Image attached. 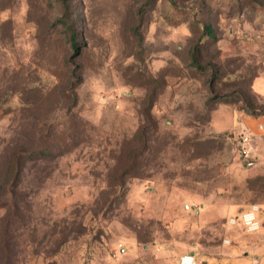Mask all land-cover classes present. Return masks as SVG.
Here are the masks:
<instances>
[{
  "label": "rangeland",
  "instance_id": "rangeland-1",
  "mask_svg": "<svg viewBox=\"0 0 264 264\" xmlns=\"http://www.w3.org/2000/svg\"><path fill=\"white\" fill-rule=\"evenodd\" d=\"M256 78L264 0H0V264H252L255 235L227 225L240 121L212 114L239 92L264 110Z\"/></svg>",
  "mask_w": 264,
  "mask_h": 264
},
{
  "label": "crops",
  "instance_id": "crops-1",
  "mask_svg": "<svg viewBox=\"0 0 264 264\" xmlns=\"http://www.w3.org/2000/svg\"><path fill=\"white\" fill-rule=\"evenodd\" d=\"M252 89L255 94L261 96L264 98V78H256L253 82ZM223 107L229 109V112L231 111L234 116L237 117L240 121L241 128L235 130L236 134L241 135L242 131H246L249 135H251V141L249 143L250 150L246 153H243L244 156L242 157L241 161L239 163H235V172H237V177L235 178V183L240 184V186H244L245 182L249 185L246 199L240 203H232V206L235 208H239L238 213H240L243 210H246L252 203H258L263 205L264 204V197L263 198H257V194L254 193L250 189V183L254 179L258 177H264V115L261 116H253L245 113L243 110L239 109H233L229 105H221L219 108L213 110L212 114V127L215 132L222 133L227 130H215V121H216V114L217 112ZM238 157L235 158L237 160ZM236 162V161H235ZM246 193V192H245ZM234 214V215H236ZM260 220L262 221L264 225V212L260 215ZM235 229H242L240 226L233 227ZM254 234V240L255 244H252L251 246L244 247L242 251H240L237 256L244 255H250V251L257 253L256 258L252 259V264H264V227L261 231L257 233H251ZM230 240V239H228ZM233 240V238H232ZM226 245H231L226 244ZM236 243L233 240V244L230 248H235L234 246ZM230 248H226L223 255H227ZM238 250H240V247H238ZM195 256V255H194ZM196 258V257H195ZM205 262H202V264ZM206 264V263H205Z\"/></svg>",
  "mask_w": 264,
  "mask_h": 264
},
{
  "label": "trees",
  "instance_id": "trees-1",
  "mask_svg": "<svg viewBox=\"0 0 264 264\" xmlns=\"http://www.w3.org/2000/svg\"><path fill=\"white\" fill-rule=\"evenodd\" d=\"M212 32L211 30H209V33ZM70 41L72 44V47L77 50L76 45L77 43V37H76V33L73 31L72 35L70 36ZM202 50V39L199 40V42L196 44L193 53H192V62L197 65L198 61L201 58L200 52ZM203 68V67H202ZM205 70H208L212 73V80L211 83H215L218 79V75H219V71L213 69L210 65H206V67H204ZM214 86L212 85L211 91H214ZM252 86V85H251ZM240 97V102L242 103L241 105V110H243L245 113L249 114V115H253V116H261L264 115V110H261L259 108V106H255L252 99L249 97H246L245 94L243 92H239L237 93ZM253 98H255L253 96ZM218 99H223V97H215L214 100H218ZM256 99V98H255ZM28 150H26V148H19L17 147V149H14L11 154H10V168L12 167V170H14V182H13V189L16 190L17 186L22 182V172L23 169L25 167V163L28 160L29 156L28 155ZM43 153H40L39 156H41ZM132 155V163L131 165H129V169H127L126 171L124 169L120 170L121 172H124L122 174H129L131 173L133 177H139V175H137V170H138V166H136V160H137V156L138 153L133 151ZM136 166V167H135ZM8 168V170H10L12 172V170ZM118 171V169H117ZM119 176V175H117ZM121 176V175H120ZM112 178V177H111ZM259 179L262 177H258ZM254 179L253 181H257V179ZM119 180V178H118Z\"/></svg>",
  "mask_w": 264,
  "mask_h": 264
},
{
  "label": "built area",
  "instance_id": "built-area-1",
  "mask_svg": "<svg viewBox=\"0 0 264 264\" xmlns=\"http://www.w3.org/2000/svg\"><path fill=\"white\" fill-rule=\"evenodd\" d=\"M241 142L243 153L250 150L249 143L251 141V135H249L245 130L241 132ZM264 212V204L252 203L246 210L231 216L227 225L230 227H241L247 233H257L261 231L264 227L262 221L260 220V215ZM225 244H230V240L225 239ZM180 264H202L198 262L194 255H189L181 258Z\"/></svg>",
  "mask_w": 264,
  "mask_h": 264
}]
</instances>
